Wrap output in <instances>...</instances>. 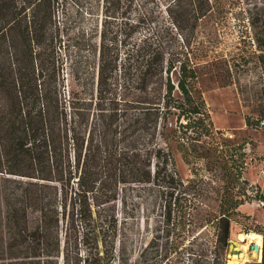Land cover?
Segmentation results:
<instances>
[{"label": "trees", "instance_id": "1", "mask_svg": "<svg viewBox=\"0 0 264 264\" xmlns=\"http://www.w3.org/2000/svg\"><path fill=\"white\" fill-rule=\"evenodd\" d=\"M72 1L80 6L82 0ZM97 1L106 18L134 3ZM143 1L149 8L121 29L119 43L103 29L93 45L82 33L73 38L59 30L58 0H0V264H125L130 257L115 203L134 185H155L166 197L162 222L137 264H226L233 224L262 236L261 262L253 264H264V230L238 220L249 218L233 193L241 165L226 163L227 185L205 192L195 188L197 179L182 183L173 159L175 142L186 163L202 157L198 147L211 127L202 79L233 84L234 60L190 50L200 28L219 24L225 0ZM246 12L249 56L264 68V0ZM158 13L181 44L169 46L160 36L129 43ZM118 44L131 45L124 59ZM72 49H90L93 67ZM260 108L255 122L245 117L247 127L264 124ZM175 124L181 134L171 129Z\"/></svg>", "mask_w": 264, "mask_h": 264}, {"label": "rangeland", "instance_id": "2", "mask_svg": "<svg viewBox=\"0 0 264 264\" xmlns=\"http://www.w3.org/2000/svg\"><path fill=\"white\" fill-rule=\"evenodd\" d=\"M257 2L260 0H225L224 13L216 28L205 25L196 33V40L190 46L191 52L224 57L230 62L234 60L236 66L235 72L232 73L233 84L220 87L218 83H213L205 77L199 85L211 122L208 137H203L198 147V151L202 154L201 159L186 163L177 152L176 142L172 144L175 169L182 183L187 186L189 180L197 179L198 181L196 186L195 184L188 186L190 190L195 186L196 189L212 192V188L225 187L229 181L225 164L241 165L240 177L233 187V193L244 202L239 212L249 216L246 220L243 218L238 220L250 230L257 228L264 230V205L258 197L259 195L264 198V128H257L254 125L247 127L245 124V117H249L250 122L259 119L257 111L264 105V95L261 92L264 68L249 56L250 50H253V43L246 23V10L252 8ZM148 8L143 0H134L130 10L126 9L123 12L125 7L122 6L113 13L112 17L106 18L101 1L82 0L81 5L78 6L72 0L65 2L58 0L55 23L60 31L68 30L73 38L81 33L84 34L87 44H98L103 29L119 43L123 39L121 29L127 24L134 25L140 14L146 13ZM154 18V22L143 27L129 43L132 44L146 36L154 38L160 36L169 46L178 47L181 44L179 34L174 31L168 33L165 30L166 18L160 13L155 14ZM65 39L66 37L62 38V46L59 50L62 54ZM130 46L129 44L121 47L118 44L121 59H124L125 50ZM72 55L80 57L83 65L87 59H90L93 67L90 49H84L81 52L72 49ZM118 75L121 73L118 72ZM63 78L64 90L61 92L67 99L70 82L65 75ZM122 81V78L118 79L119 97L123 93ZM260 121L264 122V118ZM171 129L181 134L176 124ZM207 151L212 152L213 157H208ZM232 173L235 174V171ZM256 189L258 195H255ZM178 190L175 191V196ZM190 192L185 193L187 201L194 197ZM165 199L162 189L155 185H134L119 193L118 201L115 203V217L117 231L130 257L125 264L138 263V254L154 234L157 224L162 222V206ZM206 204L216 208L214 202H206ZM239 234H244L241 227L233 224L230 241L239 243L240 249L243 243L238 241ZM245 244L250 253V246L253 243L246 241ZM256 262L258 260L251 258L248 263L243 264ZM113 264H117V261Z\"/></svg>", "mask_w": 264, "mask_h": 264}, {"label": "water", "instance_id": "3", "mask_svg": "<svg viewBox=\"0 0 264 264\" xmlns=\"http://www.w3.org/2000/svg\"><path fill=\"white\" fill-rule=\"evenodd\" d=\"M247 235V234H246ZM241 243H243V241H240ZM239 247V243H236V242H233V241H230L229 242V247H228V250L230 251L229 255L227 256L228 258V261L229 259H233L234 257H236L240 264L241 261H244L245 258H239L240 257V254H241V250L238 248ZM261 248H262V244L261 246H258L257 244H252L250 246V254L248 255V257L246 258V261L245 263H248L249 260L252 258V259H256L258 260V263L261 262V257H262V252H261ZM260 255V258L257 259V257L255 256H258ZM228 261L226 262V264H229Z\"/></svg>", "mask_w": 264, "mask_h": 264}, {"label": "bare ground", "instance_id": "4", "mask_svg": "<svg viewBox=\"0 0 264 264\" xmlns=\"http://www.w3.org/2000/svg\"><path fill=\"white\" fill-rule=\"evenodd\" d=\"M238 241H243V245H241L240 249H241V254H240V257L239 258H245L244 261H241L240 264H243L245 261H246V258L248 257V255L250 253H248L247 251V245L245 244V242H251V243H254V244H257L258 246H261L262 244V238L260 235L258 234H255V233H249V234H239L238 235ZM250 251V250H249ZM257 257V259L260 258V255L258 256H255ZM237 258L234 257L233 259H229V264H239L238 260H236Z\"/></svg>", "mask_w": 264, "mask_h": 264}, {"label": "built area", "instance_id": "5", "mask_svg": "<svg viewBox=\"0 0 264 264\" xmlns=\"http://www.w3.org/2000/svg\"><path fill=\"white\" fill-rule=\"evenodd\" d=\"M259 128H264V124L263 123H260L259 124Z\"/></svg>", "mask_w": 264, "mask_h": 264}]
</instances>
